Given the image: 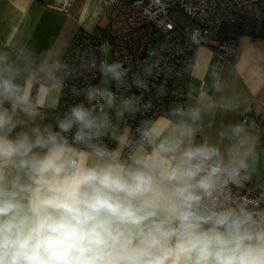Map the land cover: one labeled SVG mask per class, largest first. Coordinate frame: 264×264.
Wrapping results in <instances>:
<instances>
[{
  "label": "clouds",
  "instance_id": "1",
  "mask_svg": "<svg viewBox=\"0 0 264 264\" xmlns=\"http://www.w3.org/2000/svg\"><path fill=\"white\" fill-rule=\"evenodd\" d=\"M69 47L0 38V264H264V126L224 119L240 110L228 84L154 111L170 66Z\"/></svg>",
  "mask_w": 264,
  "mask_h": 264
},
{
  "label": "built area",
  "instance_id": "2",
  "mask_svg": "<svg viewBox=\"0 0 264 264\" xmlns=\"http://www.w3.org/2000/svg\"><path fill=\"white\" fill-rule=\"evenodd\" d=\"M74 0H53L55 8L67 10ZM109 6V30L95 26L91 29L78 27L69 38L70 47L66 58L76 61L85 50L95 51L100 57V46L111 44L110 61L125 60V66L136 71L141 62L155 55L170 66L174 75L167 81L169 94L154 97V111L166 108L174 101H183L188 93L186 82L193 67L196 49L206 46L213 53L232 61L236 55L237 38L222 33L224 23L240 24L245 30L264 21V0H106ZM181 14L185 23L180 24L171 16ZM119 53V55H117ZM99 71L85 74L68 81V87L60 100V109L79 102L71 92L74 85L83 88L86 83L99 84ZM164 77L153 82L159 84ZM113 90L115 87L113 86ZM133 93L138 90L133 87ZM152 94L155 88L151 89ZM176 93V95H173ZM149 99V94H144ZM153 113H148L151 116ZM243 117L242 119H244ZM140 119L137 116V121ZM137 121H130L135 127ZM264 126V107L257 119ZM114 146V145H112ZM254 181V180H253ZM256 182V181H254Z\"/></svg>",
  "mask_w": 264,
  "mask_h": 264
},
{
  "label": "crops",
  "instance_id": "3",
  "mask_svg": "<svg viewBox=\"0 0 264 264\" xmlns=\"http://www.w3.org/2000/svg\"><path fill=\"white\" fill-rule=\"evenodd\" d=\"M108 13L106 0H74L67 10L55 8L53 0L43 3L0 0V38L6 37L11 42L17 30L30 32L31 43L37 50H42L53 38H57L60 44L68 41L78 27L91 29L101 26L107 32ZM214 78L228 84V95L240 105L238 112L229 113L224 119L245 117L257 122L264 107V37H237L236 55L232 61L204 45L197 47L194 64L187 77V91L190 88L193 91L207 89L212 95ZM55 114L52 113L53 116ZM253 180L264 183V152Z\"/></svg>",
  "mask_w": 264,
  "mask_h": 264
},
{
  "label": "trees",
  "instance_id": "4",
  "mask_svg": "<svg viewBox=\"0 0 264 264\" xmlns=\"http://www.w3.org/2000/svg\"><path fill=\"white\" fill-rule=\"evenodd\" d=\"M39 3H43L46 0H36ZM222 33L226 36L239 37L247 35L254 38L264 37V21L258 22L254 26L244 29L240 24L224 23L222 26Z\"/></svg>",
  "mask_w": 264,
  "mask_h": 264
},
{
  "label": "rangeland",
  "instance_id": "5",
  "mask_svg": "<svg viewBox=\"0 0 264 264\" xmlns=\"http://www.w3.org/2000/svg\"><path fill=\"white\" fill-rule=\"evenodd\" d=\"M171 16H172L173 19H174L175 21H177L178 23H180V24L185 23V20L183 19V17L181 16L180 13H178V12H172ZM108 59L110 60V56L108 57Z\"/></svg>",
  "mask_w": 264,
  "mask_h": 264
}]
</instances>
